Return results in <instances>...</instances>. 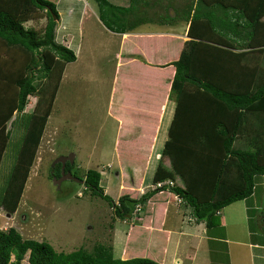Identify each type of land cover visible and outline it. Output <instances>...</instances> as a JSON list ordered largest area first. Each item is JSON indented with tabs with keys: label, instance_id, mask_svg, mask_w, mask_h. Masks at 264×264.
Listing matches in <instances>:
<instances>
[{
	"label": "trees",
	"instance_id": "obj_1",
	"mask_svg": "<svg viewBox=\"0 0 264 264\" xmlns=\"http://www.w3.org/2000/svg\"><path fill=\"white\" fill-rule=\"evenodd\" d=\"M95 1L106 27L125 29V15L132 9L110 0ZM214 3L225 12L233 8L234 25L226 28L235 36L214 31L204 14ZM189 8H194L189 38L171 61L175 72L169 98L175 108L151 179L153 184L168 179L174 184L162 183L137 197L122 193L114 199L100 185L99 170L87 168L82 176L91 193L103 197L121 220L136 222L133 217L140 214H134L135 204L143 206L155 192L168 189L185 200L197 220L211 227L221 223L220 209L250 196L256 176L264 174V151L234 144L241 134L264 136V66L244 60L250 50L264 51V0H196ZM37 10L45 16L43 28L16 18L20 12V18L35 16ZM59 16L52 0H0V45L25 54L22 62L13 54L9 58L0 55V163L4 154L10 160L8 175L0 184L4 208L17 205L22 186L18 188L14 177L27 175L45 121L41 112H47L45 108H38L37 114L24 111L27 98L39 94L36 106L52 100L41 92L53 71L47 53L58 60L76 58L74 49L56 38ZM238 42H245L247 49L239 48ZM41 79L43 84L38 86ZM73 166L67 161L65 169ZM55 174H60V162L50 171V178ZM26 252L28 264H161L144 255L117 257L112 245L103 243L90 250L82 246L57 250L47 240L23 237L14 226L0 228V264H22Z\"/></svg>",
	"mask_w": 264,
	"mask_h": 264
},
{
	"label": "rangeland",
	"instance_id": "obj_2",
	"mask_svg": "<svg viewBox=\"0 0 264 264\" xmlns=\"http://www.w3.org/2000/svg\"><path fill=\"white\" fill-rule=\"evenodd\" d=\"M52 1L56 4L61 14V18L56 23V38L62 43H66L70 38L71 42L74 36L71 33L66 35L67 25L64 24L65 22L68 24V28L71 29L73 34L77 33V16L81 12L82 0ZM87 1L95 7V0ZM112 1L116 2L119 0ZM189 1L182 0L181 6ZM173 4L178 6L177 1L173 2ZM70 7L72 9L71 23L65 18ZM175 11H177V8L172 6V12ZM233 12V8H227L225 12V10L220 9L214 3L204 14L210 20L215 32L222 33L227 37H233L235 35L226 28L228 25H234L231 22V15H235ZM88 13L93 15L92 17L96 23H94V27L90 26L86 30L89 32L86 36H89L88 39H91V43L94 41L92 39H97L103 48L108 47L112 30L108 29L102 22L97 21L98 18L94 12L88 11ZM21 14L22 12L18 13L16 18L21 19L24 24H30L38 29L43 28L45 18L41 11L37 10L36 14H34L35 16L24 18H20ZM150 14L153 17L162 16V14L154 11H150ZM163 14L164 18H167V16L172 17L170 11L169 14ZM89 15L85 16V23L90 19ZM239 22H243L242 17L239 18ZM65 37H69L67 41L64 40ZM243 43L238 42L237 45L239 48L247 49L245 42ZM0 51H2L0 55L3 56H8V54L17 56L15 60L19 62H22L23 57H25V54L20 49L13 47L6 48L0 45ZM252 51L250 50L246 54L247 57L244 60L247 59L249 63L250 59L251 63L255 62L260 67L261 65L264 66V51ZM248 54L250 55L249 57ZM47 60L50 62L53 71L49 77L45 78L47 82L44 81L45 85L41 92L47 100L48 97H51L52 100L50 104L44 101L40 106H36L39 94H32L27 98L24 111L37 114L39 113L38 108H45L44 111L47 112H41V117L45 121L40 128L39 137L37 136V150L32 156L34 159L29 164L30 168L27 171V175L19 177V174H17L14 177V183H19L18 188L22 186L21 196L17 199L18 202L16 201L17 205L10 207L7 204L5 208L1 206L0 226H14L15 228L17 226L20 230L16 229L23 236L47 240L57 250L69 251L79 246L90 250L97 243L112 245L114 255L120 257V250L117 249L119 248L117 244L121 242L122 237L124 238L122 234L127 231L125 226L126 228H131L133 221H126L124 224L118 223V228L114 230L116 225L113 221L116 217L112 212L111 206L103 197L99 194L91 193L89 188L79 180L63 177L61 174L58 176L55 174L50 178L51 167L54 163L56 164V157L61 154L73 153L72 162L74 166L70 169L71 173L78 178H83L82 176H84L87 168L98 169L101 174L100 181L106 188L105 192L113 198L116 197L120 179L115 156L111 154L115 141L113 134L115 124L113 119L106 114L105 106L109 88L108 74L105 69L108 62L106 64L98 62L97 65L88 67V70L84 72H78V70L74 72V68L78 67L80 63L78 59L76 61L58 60L52 53H47ZM101 68H104L102 77L99 73ZM43 79L40 80V83L36 81L38 86L43 84ZM166 136V130L163 135H159L155 147L157 151L160 152ZM10 144L11 141H9ZM109 162L111 164L107 166L106 163ZM9 165L10 160L4 154L0 163V184L8 175ZM261 194L262 192L257 193V197L254 199L256 207L255 204L251 203L253 199L250 198L248 200L251 210L249 212V227L252 234L250 235L251 239L259 241L264 246V198H262L263 194L261 197ZM232 208V204L224 206L222 215L226 214L227 211L230 215ZM189 214V210H186V225L188 223L186 217ZM134 223H137V221ZM226 223L224 226L220 223L211 227L206 226L204 223L199 230L201 232L203 230L204 233L202 232V234L206 237L209 236V238L227 236L228 239L225 242L228 245L227 250L230 253L231 264H252L251 251L247 244L250 239L248 236V222L245 220L244 230H247V234L244 237L241 236L244 232L242 231L241 223L237 224L231 219L226 220ZM114 236H116V246L114 244ZM224 243H218V251L224 249ZM173 246L171 243L168 245L170 251ZM181 248L183 249L181 254L184 257L187 254L184 250L186 245H182ZM258 250L259 253H261L260 251L264 252V248L260 247ZM27 255L28 252L24 254L22 264H28ZM208 255L205 244L201 243L197 249V257L187 256L185 264H211ZM227 263L225 259L220 257L218 264ZM254 264H264V257H256Z\"/></svg>",
	"mask_w": 264,
	"mask_h": 264
},
{
	"label": "crops",
	"instance_id": "obj_3",
	"mask_svg": "<svg viewBox=\"0 0 264 264\" xmlns=\"http://www.w3.org/2000/svg\"><path fill=\"white\" fill-rule=\"evenodd\" d=\"M110 1L132 10L125 15L124 30L110 29L112 34L108 47L103 48L97 39H92L94 41L91 43L89 36H86L89 34L86 30L90 26L94 27L96 23L93 15H89L88 11L94 12L98 18L97 21L102 22L98 15L97 3L93 7V4L87 0H82L81 12L77 16L76 34L72 33L65 22L66 35L71 33L74 37L71 42L69 37L68 41L66 37L64 40L67 41L65 44L72 47L76 53V58L72 61L78 59L80 62L78 67L74 68V72L76 70L84 72L98 62H104V64L108 62L105 69L108 74L109 88L105 106L106 114L115 124L113 132L115 141L111 154L115 156L120 179L114 198L116 199L122 193L137 197L147 188L153 187L151 179L156 160L160 155L155 148L156 143L159 135H163L165 130L167 134L175 108V101L169 98L171 80L175 72V66L171 61L178 58L185 40L189 38L187 30L194 11V8H189V4L195 3L196 0H190L183 6H181L182 0H134L133 3L130 0ZM175 1L178 6L173 4ZM171 5L177 8V11L172 12ZM68 10L65 18L71 23V7ZM150 11L162 16H150ZM169 11L172 17L164 18L163 13L169 14ZM142 14L144 15L141 16ZM86 15H89L90 19L85 23ZM140 16L145 20H140ZM9 55L11 54H8V58ZM103 71L104 68L99 69L101 77ZM234 144L244 148L253 146L255 149L260 148L264 151V136L241 134L234 140ZM153 155H155L154 158ZM110 164V162L106 163L107 166ZM255 182V189L250 196L227 204H232L233 207L230 215L228 211L222 215L224 206L219 211L222 226L227 224L228 219L242 224V231H244L242 237L247 234V230H244L245 220L248 222V236L252 235L249 227L251 210L248 200L253 199L251 203L256 207L254 200L257 197L256 194L262 192L263 197L262 194L261 197L264 198V174L257 175ZM100 185L105 191L106 188L101 181ZM189 207L185 200L179 199L168 189L155 192L142 206L140 215L136 218L138 222L131 223V228L125 226L127 231L122 234L124 238L122 237L121 242L117 244L120 257L126 258L144 253V256H149L161 264H185L187 256L197 257V249L203 243L207 248L211 264H218L220 257L225 258L229 264L227 236L223 238L204 236L202 234L204 231L199 230L204 221L197 220ZM186 210L190 212L186 217L187 225L185 224ZM123 221L116 217L113 221L116 225L114 230L118 228V223L126 222ZM115 238L116 236L113 237L116 246ZM170 243L172 246L174 244L171 251L168 247ZM218 243H224V249L221 251H218ZM184 244L187 254L185 253L183 257L181 246ZM247 244L250 247L252 264L256 257H264L263 251L258 252V248H264L262 243L253 241L250 237Z\"/></svg>",
	"mask_w": 264,
	"mask_h": 264
},
{
	"label": "water",
	"instance_id": "obj_4",
	"mask_svg": "<svg viewBox=\"0 0 264 264\" xmlns=\"http://www.w3.org/2000/svg\"><path fill=\"white\" fill-rule=\"evenodd\" d=\"M66 160H68L69 162H72L73 161V153H69L66 155L61 154L58 157H56V159H55V161H59L61 163V175H63V177L73 178L75 180H79V181L83 182L84 179L74 176L71 173L70 169H67V170L64 169V165H65Z\"/></svg>",
	"mask_w": 264,
	"mask_h": 264
},
{
	"label": "built area",
	"instance_id": "obj_5",
	"mask_svg": "<svg viewBox=\"0 0 264 264\" xmlns=\"http://www.w3.org/2000/svg\"><path fill=\"white\" fill-rule=\"evenodd\" d=\"M162 183H169L174 184V181L172 179H168V180H159L156 183L153 184V186H160L162 185ZM180 199V198H179ZM142 205L140 203H136L135 204V208H134V214L136 215L137 213H139L141 211ZM138 217V216H135ZM7 226H0V228H6Z\"/></svg>",
	"mask_w": 264,
	"mask_h": 264
},
{
	"label": "flooded vegetation",
	"instance_id": "obj_6",
	"mask_svg": "<svg viewBox=\"0 0 264 264\" xmlns=\"http://www.w3.org/2000/svg\"><path fill=\"white\" fill-rule=\"evenodd\" d=\"M67 161H68V160H66L65 165H66ZM58 162H59V161H56V163H58ZM54 164H55V163H54ZM54 164H53L52 167H51V172H52V169H54V166H55ZM60 164H61V163H60ZM65 165H64V169H65ZM65 170H67V169H65ZM60 174H61V168H60Z\"/></svg>",
	"mask_w": 264,
	"mask_h": 264
},
{
	"label": "clouds",
	"instance_id": "obj_7",
	"mask_svg": "<svg viewBox=\"0 0 264 264\" xmlns=\"http://www.w3.org/2000/svg\"><path fill=\"white\" fill-rule=\"evenodd\" d=\"M84 179V178H83ZM154 187V186H153ZM178 197V196H177ZM140 214V213H139Z\"/></svg>",
	"mask_w": 264,
	"mask_h": 264
}]
</instances>
